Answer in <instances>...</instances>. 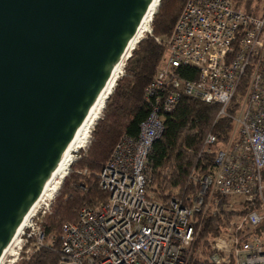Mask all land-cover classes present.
<instances>
[{"label": "built area", "instance_id": "1", "mask_svg": "<svg viewBox=\"0 0 264 264\" xmlns=\"http://www.w3.org/2000/svg\"><path fill=\"white\" fill-rule=\"evenodd\" d=\"M154 40L164 55L143 92L150 112L136 137L119 139L98 174L105 202L80 208L75 223L62 225L59 264H189L195 255L205 264H264V6L255 14L235 0H186L170 34ZM181 68L194 69L196 79H181ZM243 78L245 92L229 112ZM183 96L218 105L217 118L232 129L224 142L205 137L199 157L209 166L190 175L193 194L174 190L158 200L147 189L149 154L163 116ZM54 198L23 231L16 257L6 254L0 264H16L28 244L27 258L51 245L38 220L51 213ZM235 206L242 215L201 253L195 244L203 218Z\"/></svg>", "mask_w": 264, "mask_h": 264}, {"label": "water", "instance_id": "2", "mask_svg": "<svg viewBox=\"0 0 264 264\" xmlns=\"http://www.w3.org/2000/svg\"><path fill=\"white\" fill-rule=\"evenodd\" d=\"M152 0H0V258Z\"/></svg>", "mask_w": 264, "mask_h": 264}, {"label": "trees", "instance_id": "3", "mask_svg": "<svg viewBox=\"0 0 264 264\" xmlns=\"http://www.w3.org/2000/svg\"><path fill=\"white\" fill-rule=\"evenodd\" d=\"M185 1L159 0L152 21V37L142 40L133 51L124 76L117 82L108 100H105L100 114L103 117L99 116L91 130L92 141H87L86 147L90 144L85 155L78 160L75 157L72 161L51 213L42 225L45 236L53 238L51 245L20 264H59V234L62 225L75 223L80 208H94L105 202L107 195L98 186V174L119 139L123 135L136 137L140 123L147 118L150 108L143 100V92L164 55L163 48L155 42L154 37L170 34ZM179 72L183 80H194L197 77L194 69L181 68ZM245 88L246 79L243 78L229 112L233 113L237 108ZM218 111V105L205 104L183 96L174 112L163 116V134L153 144L148 164L147 189L155 192L156 199L163 200L165 195L174 190H179L181 196L194 193L195 187L190 184V175L193 171L204 173L209 166L207 157H199L205 137L213 134L218 142H224L232 129L229 119L217 118ZM79 170H84V175L75 173ZM225 215L203 218L195 248L202 249L204 255L208 254V238L217 236L222 230ZM189 264L205 263L195 255Z\"/></svg>", "mask_w": 264, "mask_h": 264}, {"label": "bare ground", "instance_id": "4", "mask_svg": "<svg viewBox=\"0 0 264 264\" xmlns=\"http://www.w3.org/2000/svg\"><path fill=\"white\" fill-rule=\"evenodd\" d=\"M158 2L159 0L151 1L136 33L129 41L128 46L125 52L123 53L122 58L114 66L107 84L101 91L100 95L98 96L95 103L91 107L85 120L78 128V130L75 133V136L73 137L72 141L70 142L65 152L63 153L60 162L58 163L54 172L52 173L49 180L45 184L41 196L35 201V203L32 205V207L29 209L26 216L24 217L20 227L18 228L16 234L12 239V243L2 253L3 257L6 254H11L12 256L16 257V253L20 248V236L22 235L23 231L29 226L37 210L42 205H44L45 202L52 200L56 196L58 190L60 189L62 181L65 179L67 175L68 168L75 158L76 153H78L79 150H82L83 148L86 147L87 141L90 138L91 130L94 124H96L95 122L99 119L101 111L104 108L105 100L109 98L111 93L114 91L117 82L120 80L122 76V71L125 61L133 53V51L136 49V47L141 42V40L144 39L145 35L148 34L150 31V27L153 21V16L156 12Z\"/></svg>", "mask_w": 264, "mask_h": 264}, {"label": "rangeland", "instance_id": "5", "mask_svg": "<svg viewBox=\"0 0 264 264\" xmlns=\"http://www.w3.org/2000/svg\"><path fill=\"white\" fill-rule=\"evenodd\" d=\"M235 2H236L237 6L240 9H243V10H245L247 12H251V13H255V14H258L262 10V8L264 6V0H235ZM150 30H151V33H153V26H152V24H151ZM147 36H149V34L146 35L145 38ZM126 65H127V63H126ZM126 65H125V67H126ZM102 117L103 116H100V118H102ZM89 139H90L89 141L91 142L92 141V138H89ZM89 144L90 143H88V145H87V147L85 149L83 148V150H81L78 153H76L75 160H78V159L82 158L85 155V152L87 151ZM75 173L77 175H80L81 174V176H82V175H84L85 171L84 170H79V171H76ZM62 184H61L60 189L58 190V193L56 194L54 200L51 202L50 210L52 209L53 205L56 202V199L58 197V194L61 191ZM73 185L74 184H72L71 186H73ZM224 209L226 210V208H224ZM221 214H226L225 216H223V226H222V229H225L227 226H229L230 223L236 222L239 219V217L242 215L241 207L235 206L230 211H223L222 210ZM47 216H49V214H47L44 218H41L40 220H38V224L41 227L45 223ZM262 229L264 230V227L263 226H261V230ZM49 238H50V236H46V242H50V239ZM211 238H213V237H211ZM211 238H208L207 251H206L207 253L209 252V241L211 240ZM29 250H31V245L30 244H28L25 247H23L22 252H21V254L19 256V259L17 260V263L16 264H20L22 261H25V260H28L29 259V258H27L28 255H29V253H28ZM200 251H201V253H203L202 252L203 251L202 249H200ZM7 259H9V258L7 257Z\"/></svg>", "mask_w": 264, "mask_h": 264}]
</instances>
